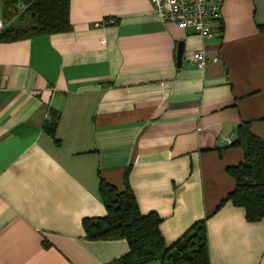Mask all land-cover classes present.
<instances>
[{
  "label": "crops",
  "instance_id": "0c3cea01",
  "mask_svg": "<svg viewBox=\"0 0 264 264\" xmlns=\"http://www.w3.org/2000/svg\"><path fill=\"white\" fill-rule=\"evenodd\" d=\"M221 5L206 39L149 0H70L71 30L0 43V264L128 254L127 240L83 227L107 215L101 183L124 190L127 174L168 247L206 220L210 264H264V218L220 207L244 161L237 128L264 141V0ZM199 51L213 58L205 69Z\"/></svg>",
  "mask_w": 264,
  "mask_h": 264
},
{
  "label": "trees",
  "instance_id": "16d2710c",
  "mask_svg": "<svg viewBox=\"0 0 264 264\" xmlns=\"http://www.w3.org/2000/svg\"><path fill=\"white\" fill-rule=\"evenodd\" d=\"M69 12L70 0H4V20L13 23L1 31L0 43L67 32L72 29ZM26 18L27 24H18ZM56 122L54 119L49 124L50 130ZM232 147L243 150L244 161L228 168L236 187L220 207L232 203L246 210L249 221H260L264 218V141L252 132L250 123H243L236 130ZM100 190L107 215L84 220L87 238L125 239L129 244L128 254L109 264H210L206 220L196 223L181 240L168 247L160 231L162 219L155 212L141 213L128 174L124 190L104 181Z\"/></svg>",
  "mask_w": 264,
  "mask_h": 264
},
{
  "label": "built area",
  "instance_id": "2783aa9c",
  "mask_svg": "<svg viewBox=\"0 0 264 264\" xmlns=\"http://www.w3.org/2000/svg\"><path fill=\"white\" fill-rule=\"evenodd\" d=\"M149 1L162 21L175 23L181 29L192 28L204 39L211 35V21L220 17L222 8V0ZM5 27L4 0H0V33ZM191 60L196 67L205 69L213 58L205 51H199L193 54Z\"/></svg>",
  "mask_w": 264,
  "mask_h": 264
},
{
  "label": "water",
  "instance_id": "95a60500",
  "mask_svg": "<svg viewBox=\"0 0 264 264\" xmlns=\"http://www.w3.org/2000/svg\"><path fill=\"white\" fill-rule=\"evenodd\" d=\"M183 55H184V44H183V42H181L179 44L178 65H181L182 64ZM227 145H228V141H222V142H218L217 143V146L218 147H225Z\"/></svg>",
  "mask_w": 264,
  "mask_h": 264
},
{
  "label": "rangeland",
  "instance_id": "374dc122",
  "mask_svg": "<svg viewBox=\"0 0 264 264\" xmlns=\"http://www.w3.org/2000/svg\"><path fill=\"white\" fill-rule=\"evenodd\" d=\"M28 21H29V18H26L24 22H18V24H20V25L27 24L26 22H28ZM5 23L8 26V25L12 24L13 21L12 20L10 21V19H6Z\"/></svg>",
  "mask_w": 264,
  "mask_h": 264
}]
</instances>
